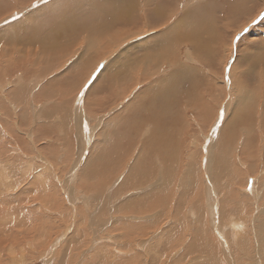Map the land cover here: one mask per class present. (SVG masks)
<instances>
[{
	"label": "rangeland",
	"instance_id": "obj_1",
	"mask_svg": "<svg viewBox=\"0 0 264 264\" xmlns=\"http://www.w3.org/2000/svg\"><path fill=\"white\" fill-rule=\"evenodd\" d=\"M90 1L92 2L90 3ZM107 1L108 3L110 2L109 0H0V25L2 26L5 21L8 22L10 20L9 25L6 24L7 26L4 25L0 28L3 30L0 31V40L2 35L5 33L8 34L6 47L8 49L12 47L16 52L15 54L14 52L8 53L6 59L10 61L12 58L13 61L11 62L14 65L17 63V66H13L12 64V67L10 66L12 70L10 69L9 71L10 67L5 68V65H1L5 61L2 59L3 57H0V79L4 80L2 82L0 80V133H2L0 134V163H3L2 165L0 164V180L3 179L6 184V186L5 184H0L3 186V188H0V264H9L10 262L12 264H37L39 262H43V264H56L58 263V256L62 254L60 252L65 249L68 243L71 242L72 237L75 236L76 238L73 239L75 249L72 246H67L71 249L70 252H72L70 256L71 261L68 264H89L91 262L95 264L101 262L104 264V261L105 264H131L130 261L132 259L134 260L132 264H194L196 260H202V258L204 260L206 259L205 262H209V264H264V124L261 123V121H264V80H262L264 79V21H261L258 15L264 12V0H252L253 2L246 0L247 3L244 7H242V3L245 0H168L171 3L176 1V7L177 9L180 7V12L178 13L177 11L175 16L171 15V17H168L170 12L166 15L163 14V18L161 17V19H159L158 15L157 17L152 16L151 18L149 16L155 8L160 6L159 2L161 0H139L143 3H150V8H147V5L145 8L144 6L142 7L141 21L137 24H131V22L126 24L129 20H126L125 23L124 21H120V26L116 25L114 27L116 30L121 28L118 33L121 35L111 39L110 42H114L115 44L120 42L123 45L120 47L121 49L119 48L120 50L123 49L127 53L136 54L137 59L134 61L141 62L142 60V66L140 65L142 68L147 63L150 64V62H153L152 59L155 56L153 49L158 51L163 47V45L161 46L163 42L167 44L170 51L176 52V54L170 55L169 65L160 67L157 64V66H152L148 70L149 74L147 73V76H149L148 78L151 77V81L154 79V82L149 86L151 91H155L157 88H162L164 84H168L170 87L168 92H177L178 96H180L178 100H168L167 93L161 94L154 92L155 101L162 103V107L165 105L167 109H171L174 112L172 120L169 119V123H164L161 127H157V132H152L153 135L150 131L153 127L146 126L147 128H145L140 136L145 141L138 140L137 149L136 144L131 147V143L124 139L129 137V135L122 134L124 157L118 158L110 157V154L114 153V151L119 152L120 147L117 141L108 143L107 139L102 137V141L97 140L93 147L89 146L87 142H83V140L85 141V137L80 134L81 127L79 122L71 116L76 102H80L79 93L84 88V85L92 80L94 73L100 72L103 75L102 70L97 72L98 62H95L96 57L93 55L89 65L83 67L86 59L81 50L83 46L78 43L75 47V53L73 45L69 49L68 54L59 53L57 56L59 61L56 64H52L53 59L45 55L47 54L45 46V50H41V47L36 46L38 51H36L34 46H26L23 43L26 40V36L18 38L17 32L9 27H18V25H21L24 27L27 26L29 29L32 27L35 29L38 28L39 34H44L46 41L50 43L53 41L51 39V32L56 28L60 30L58 23L52 19L54 18L53 15L56 12L60 15L61 12V19L64 23L62 22V24L60 20L58 22L64 28L58 40L62 42L74 40V34H76L74 32L77 29H72L71 27L76 28L78 24L83 22L77 21V19L76 21L78 23L76 26L71 25V23L70 25L69 23L66 24L69 18H72L71 15L77 13L78 10L84 11V7H88L89 5V7H92L93 3V6L98 7V11H101V14L107 15L111 11V6L107 8L109 9V12L106 11L107 13L102 11L103 9L99 10L100 4ZM30 2L32 3L30 4ZM113 2L111 1L110 3ZM203 4L211 6L210 16L208 15V21L196 26L192 17L195 14H199L203 20L202 14H204V11L195 9ZM11 5H14V7ZM48 5L53 6L40 10ZM104 5L102 4L103 7ZM231 6H234L235 10L234 8H230ZM121 8L122 6L119 7V9ZM229 8L231 13L229 12ZM43 10L45 13L41 15ZM132 10L131 12L136 17H139L138 9L133 8ZM98 11L96 14H98ZM123 12H120L122 17L123 15L128 16L129 13L125 12L123 14ZM62 13H66L63 15L64 17H62ZM31 14L34 15L32 16ZM38 14H40V18ZM88 14L85 15L84 19H86L84 21L88 22L91 27V30L88 29L89 31H93L92 26L94 21L100 25H105L108 21L106 19H96L97 17H94L92 11L91 14L93 17L91 18L94 19H91ZM106 15L100 16L103 18ZM29 16H35L33 18L35 21L31 18L33 21H31V25H24ZM185 16L190 19L186 21L187 27L182 29L179 36L186 35L189 39L184 41L181 46H177L179 36L175 38L174 34L178 32L179 25L181 24L180 20ZM253 19L257 20L256 24L251 23ZM210 20L214 23L211 32L209 30ZM111 25L112 22L108 27L111 28ZM148 27H150L149 31L145 35H138L140 31ZM69 28L72 32L75 30L73 32L74 34L69 33L71 31ZM110 28L108 32L106 30L108 28L105 29L106 32L102 36L103 39L111 37L110 33L114 34L116 32ZM245 28L248 29L247 32L243 31ZM66 30L67 32L63 33ZM155 32H157L155 34L156 36H154ZM195 32L199 33L194 37L193 34ZM171 33L173 34L171 38L172 45L167 41ZM214 33L225 35V41L220 46L216 41L218 35L214 36ZM10 34L13 35L10 36ZM238 34L241 38L239 41H236L235 37ZM100 40L97 42H100ZM142 42L145 47L137 48ZM2 44H0V48ZM106 44L101 43V55L108 53V51L110 52V50H107ZM133 45L137 46L134 48L135 50L131 49ZM157 45L159 47H156ZM212 45L215 49L216 46L218 47V50L216 49L217 51H221L219 56L215 58L217 64L216 69H213V66L201 59L200 55V47L204 49ZM59 48L61 49V45ZM27 50L31 51L32 56H26L23 62L18 61L17 59L21 58L19 56L23 55L24 57L25 51ZM16 53L19 54L18 57ZM113 55L111 54L105 57L102 63H99L108 64L109 62L107 63L105 61L109 60ZM48 60H50V63H48L50 65L46 67ZM38 62L43 65L37 64ZM100 64L99 66H101ZM224 66L226 70L223 74ZM192 67L195 68L194 71H192ZM92 68L94 69V73L90 76ZM230 68L231 70L229 71ZM49 69H52V71L50 72ZM128 75L131 74L128 73ZM174 75L176 76L173 77ZM167 78L172 79L162 84ZM159 80L162 81L158 83ZM26 81L28 84H26ZM115 81L113 80L112 83L115 84ZM14 83L15 85H12ZM23 83L25 84L23 85ZM147 83L148 81L139 85ZM155 83L156 86H154ZM19 84H22L23 87ZM3 85L4 88H2ZM194 85L197 86L196 90H193ZM31 86L32 88H30ZM90 86L91 83L88 87ZM58 87L60 89L57 91ZM115 88L112 87L114 90ZM198 89L200 91L197 94ZM3 91L6 92L4 93ZM87 91H89V88ZM247 101L252 103H246ZM7 103L8 105L5 106ZM34 104H36V108H34ZM184 104H186V108L183 110L176 108V106L180 105L182 109V105ZM204 104H208V108H205ZM248 105H250V108H247ZM241 108L248 111L249 118H246V122L244 119H239L236 124L234 118L239 111L243 110ZM30 118L32 121H29L31 120ZM38 119L42 120L40 124ZM33 121L34 124L32 123ZM36 122L39 124L38 126ZM252 124L255 125L253 126ZM34 125L38 128H34ZM234 125L237 126L235 127ZM127 128L129 127L125 126L122 130ZM148 138H150L149 141L147 140ZM129 150L131 156L127 155L126 151ZM144 150H150V153ZM101 161L103 166L101 165L100 170L103 167L102 173L99 174L100 171H96L98 173H93L94 175L89 176V178L86 177V165L88 167L92 165L95 169L98 167L97 165H100L99 162ZM134 166L138 170L145 172L144 176H147L140 185H138L139 177L130 175L136 172L133 169ZM30 167L33 171L30 170ZM82 167H85V171ZM20 172L22 173L20 174ZM41 172L46 176V183L44 182L45 184H42V181L40 183L41 185L38 184L39 187L37 188H39V191L35 188L37 190L34 192V188L32 191L29 188L30 192L26 191L21 196L20 191L28 186L27 183L30 180V183L33 181L32 178L35 177L34 175L37 176ZM201 172L203 173L202 178ZM66 173H68L67 177L69 179H74L68 180L65 176ZM186 173L188 174L186 175ZM195 173L196 176L201 178L202 182H200L199 178V184L201 183V186L197 184V190L192 195V201L180 208L183 212V217L181 218L182 224H180L175 216L178 207V198L182 194L189 193V190H192L190 189V184L195 183L193 182L196 180L194 178ZM22 174H29L28 176L26 175L28 178L25 179V184L22 178L26 176H22ZM3 177H7V179ZM9 177L12 183H8L9 181L7 183L9 187L12 184L15 189L11 186V190H8L9 187L7 188L8 184L5 180H9ZM55 177H58L57 179L59 181L54 180ZM230 178L234 182H230ZM27 179L30 180L28 181ZM20 183L22 184L19 185ZM63 184L68 185V189ZM55 185L57 186L58 192L56 191ZM58 185H60V188ZM16 188L20 190L18 191L17 189L16 191ZM160 189L163 192H159ZM44 190L45 192L48 191L46 193L47 195L44 194ZM138 191H141V194H138ZM55 192H60L59 194L61 196ZM209 192L217 201H212L213 198H211V201L209 200ZM66 193H70L69 195L72 196L70 200L74 198L73 200L75 202L73 200L69 202V198L64 197V195L67 196ZM134 193L137 194L135 195ZM3 194L5 195L3 196ZM62 194H64L63 198ZM154 194L155 196L157 194L156 199L150 201L151 196ZM17 195H19V198L15 199L17 202H13L15 200L12 201V198L14 199ZM27 197H30V199ZM8 200L13 203H9ZM65 200L68 201L66 202ZM84 200L88 204V207L85 205ZM142 201L144 202L140 203ZM64 202L67 208H65ZM210 202L213 206L207 209ZM100 203L103 204L101 209L96 206ZM72 205L76 206L73 208ZM200 205H203L204 207L202 208L207 210L206 221L204 222L205 227L217 236L215 240L213 239L214 242L216 240L218 242L215 247L216 252L206 255L203 252L201 254L202 250L196 248L193 251L194 253L185 257L189 246H194L192 243L193 228L191 227L192 225L194 227L197 221L192 218L191 212L195 213L196 209L202 211ZM222 205L224 206L223 208H221ZM2 206L4 208H1ZM212 208L214 212H217L214 213L215 215L213 214ZM22 209L25 210L21 211ZM84 209L86 211L89 210V212L91 210V212H96L92 218H88L90 216L89 212H87V217L83 214L86 213ZM223 209H225L226 218L220 217V214L224 212ZM67 210L73 212L70 213ZM235 210L238 211L236 212ZM230 211H235V213H230ZM48 212L52 213L53 216ZM229 214L231 215L229 216ZM85 216L86 218H84ZM87 218L88 227L87 223H84V220ZM229 218H232V221H229ZM49 219L51 223L54 220L57 221L56 227L59 226L54 232L49 230L53 235L52 238H48V235L42 229L45 225H48L46 220ZM89 219H91V222ZM233 219H236L235 221H241L240 223L243 225L242 231L233 230V226L230 225L234 221ZM76 220L81 225L83 223V227L78 225ZM211 222H214L215 226ZM65 224L68 225L65 226ZM222 227L226 229L221 230ZM232 230L239 232L238 238L240 241L238 243H236L237 238L232 240L235 236H231V233H233ZM218 231L220 235H218ZM42 233L46 236H43ZM215 235L214 237H216ZM54 240L60 244L58 249L51 252L48 259H44L43 256L46 252L50 253L49 248L53 245ZM208 242V245H210V241ZM123 244L125 247H123ZM217 247H219V250ZM101 250L104 252H101ZM118 251H120V254ZM104 255H106V258H103L104 260L97 259L99 256L102 258ZM183 257L185 258L182 259ZM205 262L203 261L201 263L206 264ZM197 264H199V261H197Z\"/></svg>",
	"mask_w": 264,
	"mask_h": 264
},
{
	"label": "bare ground",
	"instance_id": "obj_2",
	"mask_svg": "<svg viewBox=\"0 0 264 264\" xmlns=\"http://www.w3.org/2000/svg\"><path fill=\"white\" fill-rule=\"evenodd\" d=\"M11 1V0H10ZM27 1V0H26ZM40 1V0H39ZM48 1V0H47ZM88 1V0H87ZM110 2L111 1H114L113 3H108V1L107 2H104V3H102L103 5H104V7L102 6V4H100V6H99V10L101 9H103L102 11H104L105 13H107V12H109L108 10L109 9H107V8H110V6H111V11L113 10V11H118V12H115V13H113V12H109L110 13V15H108L109 13H107V16H105V17H101V16H104V15H106V14H101L100 12L101 11H98V7H94L93 5H94V3L92 4V7H84V11H82V10H78L77 11V13H78V15H77V13H75V14H72L71 16H72V18H69V20H68V22L66 23V24H68L69 23V25H70V23H71V25H74V26H76L77 25V21H82L83 23H80V24H78L77 25V27L75 28H73V27H71L72 29H77L76 31L75 30H73V32L74 33H76V34H74L73 32H72V30L69 32L70 34L72 33V34H74V40H69V41H65V42H62L61 40H58L59 38H60V36L62 35V29L64 28V26L63 25H61V23L63 22V20L61 19V12H60V15H59V13H54V18H52L53 19V21H56L57 23H58V26H60V30H58V28H56L55 30H53L52 32H51V36H52V42H50V43H48L47 41H46V38H45V36H44V34H42V33H40L39 34V30H38V28L37 29H35L34 27H32L31 28V26H30V28L31 29H29L27 26H21V25H18V27H14V26H9L11 29H13V30H15L16 32H17V35H18V38L20 37L21 38V36H26V40H24V39H22V40H24V44L26 45V46H34L35 48H36V46H38V47H41V50H45V47H46V51H47V54H45V55H47V56H49L50 58H52L53 60V62H52V64H56V62H58L59 60L57 59V56H58V54L59 53H67L68 54V51H70L69 49L71 48V47H73V45H74V53L76 52L75 51V47H76V44L78 45V43H80V44H82V46H83V48L81 49L82 51V54L84 53V57H85V59H86V62H85V64L83 65V67H87L88 65H89V63H90V59H91V57L94 55L95 57H96V60H95V62L97 63V61H98V59H99V57H104V56H106V55H108V54H114L113 55V57H114V60H113V62L111 61L108 65H106L105 66V69H107L108 68V66H109V68L110 67H112V68H110V70H113V72H114V70L115 69H117V67L119 66V62H117L118 60H120L121 58H123V56L124 55H126V53L127 52H125V51H123V49L122 50H120L121 48V46H123L122 45V43H120V42H117L116 44L114 43V42H109L108 43V40H106L105 42L107 43H103V44H106L105 46L107 47V50H110V52L108 51V53H103V55H101V53H100V46H101V43H98L97 41H99L100 39H103V35L105 34V32H106V30H107V32H108V30H109V28L110 27H108V25H110L111 24V22H112V25H111V27L113 26V23L115 22V24H119V20L122 22V21H124V23H125V21L126 20H129L128 22H126V24L127 23H129V22H131V24H137V23H139L141 20L140 19H142V7L144 6V8L146 7V5H147V8H150V3H148L147 4V2L146 3H143V2H140L139 0H109ZM121 1V2H120ZM160 1V0H159ZM177 1H179V0H177ZM193 1H195V0H193ZM226 1V0H225ZM228 1V0H227ZM246 1V0H245ZM243 2L242 3V7H244L245 5H246V3H247V1L246 2ZM252 1V0H251ZM35 2V1H34ZM42 3H43V1H41ZM41 2H39L40 4H41ZM92 1H90V3H91ZM164 2H165V4H164ZM197 2V1H196ZM253 2V1H252ZM7 3H8V1H7ZM13 3V2H12ZM32 2H30V4H31ZM160 6H158L157 8H155L154 9V11H153V13H151V15H149L150 16V18L152 17V16H155V17H157V15L159 16V19H161V17H162V15L163 14H167V13H169L168 14V17H171V15L172 16H175V14L177 13V11H178V13L180 12V7H178V9H177V7H176V1L174 2V3H171V2H169L168 0H161L160 2ZM9 4V3H8ZM24 4V3H23ZM23 4H21V5H23ZM27 4V3H26ZM34 4V3H33ZM58 4V3H57ZM180 4V3H179ZM60 5V4H59ZM178 5V4H177ZM199 5V4H198ZM2 6V5H1ZM12 7H14V5H11ZM26 6V5H25ZM35 6H37V5H35ZM53 5H48V6H46V7H44V8H41L40 10H42V9H45V8H51ZM118 6L120 7V6H122V8H123V10H121V9H119L118 8ZM180 6V5H179ZM195 6V5H194ZM212 6H213V4H212ZM229 6V5H228ZM20 7H23V6H20ZM43 7V6H42ZM8 8V7H7ZM17 8H18V6H17ZM62 8V7H61ZM104 8H106V9H104ZM115 8H117L118 10H116ZM138 9L137 10V12H139V17L137 16H135L131 11H133L132 9ZM230 8H234V6H231ZM230 8H229V12L231 13V11H230ZM12 9H15V8H12ZM19 9V8H18ZM27 9V8H26ZM115 9V10H114ZM195 9H197V10H199V11H204L203 13L204 14H202V17H203V20L201 19V17H200V15L199 14H195L192 18H193V22H194V24L196 25V26H198V25H200L202 22H206V21H208V15H209V13H210V10H211V6H208V4H203V5H201L200 7H198V8H195ZM10 10H11V8H10ZM22 10V9H21ZM24 10V9H23ZM88 10H89V12H88ZM135 10V11H136ZM149 10V9H148ZM234 10H235V8H234ZM91 11L93 12V14H94V17L96 18V19H106V20H108L107 21V25L105 24V25H100L98 22H96V21H94V23H93V31H89V30H91V27L89 26V24H88V22H86V21H84L85 19H84V17H85V15L86 14H88V16H90V18L91 17H93L92 16V14H91ZM97 11H98V14H99V16H97L98 14H96L97 13ZM107 11V12H106ZM122 13L123 11V14H125V12L126 13H129L128 14V16H124L123 15V17H122V14L120 13V12ZM145 11V10H144ZM173 11V12H172ZM228 11V10H227ZM4 12V11H3ZM17 12H19V11H17ZM88 12V13H87ZM136 12V13H137ZM44 13H45V11L43 10L42 11V14L41 15H44ZM50 14H52L51 12H49ZM116 13H119V15L118 14H116ZM145 13H147V12H145ZM6 14H8V13H6ZM10 14V13H9ZM36 14H37V12H36ZM57 14V15H56ZM66 13H62V17H64L63 15H65ZM91 14V15H90ZM121 14V15H120ZM138 14V13H137ZM11 15V14H10ZM21 15V14H20ZM32 15V14H31ZM34 15V14H33ZM32 15V16H33ZM39 15V18L41 17L40 16V14H38ZM101 15V16H100ZM127 15V14H126ZM8 16V15H7ZM17 16V15H16ZM32 16H29L27 19V21L25 22V24L24 25H31V23L33 22L32 21V19L35 17H32ZM58 16V17H57ZM88 16H87V18H88ZM210 16V15H209ZM222 16V15H221ZM21 17H23V16H21ZM107 17H108V19H107ZM26 18V17H25ZM32 18V19H31ZM163 18V17H162ZM78 19V20H77ZM91 19H94V18H91ZM114 19V20H113ZM188 19H190L189 17H187V16H185L184 18H182L181 20H180V22H181V24L179 25V30H178V32L176 33V34H174V37L175 38H177L178 36H179V33L182 31V29H184V28H186L187 27V24H186V21H188ZM18 20V19H17ZM34 20V19H33ZM61 21V23H59L58 21ZM65 20V19H64ZM77 20V21H76ZM113 20V21H112ZM10 20H8V22H4L3 23V25L2 26H4V25H9L8 23H10L9 22ZM32 21V22H31ZM35 21V20H34ZM118 21V22H117ZM169 21H170V19H169ZM117 22V23H116ZM43 23V22H42ZM64 23V22H63ZM62 23V24H63ZM73 23V24H72ZM96 24H98V25H96ZM121 24V23H120ZM120 24H119V26H120ZM166 24H167V22H166ZM209 24H210V28H209V30H210V32H211V29L213 28V25H214V23L210 20L209 21ZM6 25V26H7ZM65 25V24H64ZM2 26L0 25V28H2ZM17 26V25H16ZM68 26V25H67ZM66 26V27H67ZM129 26V25H128ZM108 28V29H106V28ZM114 27V26H113ZM115 27H116V25H115ZM5 28V27H4ZM7 28V27H6ZM28 28V29H27ZM106 30H105V29ZM149 28L150 27H148V28H145V29H143L142 31H140L139 33H138V35H140V36H142L143 34L145 35V33H147L148 31H149ZM89 29V30H88ZM111 30L113 29V28H110ZM35 30V31H34ZM0 31H3L2 29H0ZM12 31V30H11ZM110 31V30H109ZM6 32V31H5ZM65 32H67V30L66 31H64L63 33H65ZM3 33V32H2ZM12 33V32H11ZM157 32H155L154 33V36H156L155 34H156ZM199 32H195V34H193V36L195 37L197 34H198ZM2 35V34H1ZM7 33H5L4 35H2V38H1V40H0V42L1 41H3L2 43H0V44H2V46H1V48H0V57L3 59V61H5V62H3L1 65H5V68H8V67H10L12 64H13V66H15L14 65V63H12L11 61H13V59L11 58L10 59V61H9V59H6L7 58V56H8V53H12V52H14V54H15V50L11 47L10 49H8V47H6V45H7V43H6V40H7ZM11 35H13V34H10V36ZM214 36H216V35H218V38L216 39V41H217V43L219 44V46H220V44L223 42V41H225L224 39H225V35L223 36L221 33L220 34H213ZM83 36H85V38H83ZM172 36H173V34L171 33L170 34V38H168V43H170L171 44V38H172ZM23 38V37H22ZM143 38H144V36H143ZM112 39V38H111ZM110 39V40H111ZM189 39V37L188 36H186V35H181V36H179V43L177 44V46H181V44L184 42V41H187ZM64 40V39H63ZM28 41H29V43H28ZM159 41V40H158ZM97 42V43H96ZM102 42V41H101ZM160 42V41H159ZM96 43V44H95ZM126 44V43H125ZM124 44V45H125ZM147 44V43H146ZM155 44V43H154ZM157 44V43H156ZM161 44V43H160ZM4 45V46H3ZM24 45V46H25ZM61 45V49L59 48V46ZM131 45V44H130ZM163 45V47L162 48H160L158 51H155L154 49H153V52L155 53V56H154V58L152 59L153 60V62L151 63V65L149 64V63H147L146 64V66L147 65H149V67H148V69H150L152 66H157V64H159L160 65V67H163V66H165V65H169L170 64V55H172V54H176V52L175 51H170V48L167 46V44L166 43H162L161 44V46ZM172 45V44H171ZM25 46V47H26ZM45 46V47H44ZM154 46V45H153ZM153 46H152V48H153ZM18 47V46H17ZM65 47H67L66 49H64ZM81 47V46H80ZM137 46H131V49H134V48H136ZM145 47V45L144 44H141L139 47H137V48H144ZM156 47H159L158 45L156 46ZM22 48V47H21ZM120 48V49H119ZM123 48V47H122ZM199 48V47H198ZM218 47L216 46V49H217ZM8 49V50H7ZM147 50H148V48H146ZM145 49V51H147ZM150 50H151V48H149ZM215 48H214V46L212 45L211 47H208V48H204V49H202L201 47H200V55H201V59H203L205 62H207L208 64H210L211 66H213V69L215 68H217V64H216V62H215V58H217L218 56H219V54L221 53V51H217ZM34 50V49H33ZM32 50V51H33ZM77 50H79V49H77ZM204 50H205V52H204ZM30 51V50H29ZM28 50L27 51H25V55H24V57H23V55L22 56H19V58L20 59H17L18 61H22L23 62V60H25L26 59V56L27 57H30V56H32L31 55V51L29 52ZM36 51H38V49L36 48ZM195 51V50H194ZM225 51V50H224ZM232 51V50H231ZM230 51V52H231ZM19 52V51H18ZM73 52V51H72ZM79 52V51H78ZM80 52V53H81ZM228 52V51H227ZM24 53V52H23ZM70 53V52H69ZM153 53V54H154ZM158 53V54H157ZM251 53V52H250ZM17 54V57H18V53H16ZM21 54V53H20ZM225 54V53H224ZM33 55H34V53H33ZM63 55V54H62ZM136 55V54H135ZM196 55V54H195ZM12 56V55H11ZM61 56V55H60ZM128 56V55H127ZM227 56V55H226ZM16 57V56H15ZM34 57V56H33ZM74 57V56H73ZM83 57V58H84ZM97 57H98V59H97ZM126 57V56H125ZM232 57H234V56H232ZM66 58V57H65ZM68 58H69V56H68ZM16 59V58H15ZM14 59V60H15ZM31 59H32V57H31ZM62 59V58H61ZM60 59V60H61ZM117 59V60H116ZM128 59H129V57H128ZM51 60V59H50ZM50 60H48L47 61V64H46V67H48L50 64H48V63H50ZM67 60V59H66ZM123 60H124V58H123ZM151 60V61H152ZM224 60V59H223ZM9 61V62H8ZM194 61V60H193ZM32 62V61H31ZM116 62V63H115ZM134 63L132 64L133 66H130L131 65V63L132 62H128V66L125 64V65H123V68L122 69H124V72L125 73H130V69L131 68H133L135 71H138V75L139 74H141V71H142V60H141V62H139V61H133ZM60 63H61V61H60ZM92 63V62H91ZM194 63V62H193ZM19 64V63H18ZM37 64H39V62L37 63ZM40 64H42V63H40ZM39 64V65H40ZM51 64V65H52ZM58 64V63H57ZM80 64V63H79ZM78 64V65H79ZM194 64H196V63H194ZM43 65V64H42ZM59 65V64H58ZM68 65V64H67ZM66 65V66H67ZM101 65V64H100ZM121 65H122V63H121ZM141 65V66H140ZM17 66V65H16ZM36 66V65H35ZM63 66V65H62ZM223 66V65H222ZM221 66V67H222ZM3 67V66H2ZM12 67V66H11ZM11 67L9 68V71H10V69H11ZM29 67V66H28ZM43 67V66H42ZM122 67V66H121ZM138 67V68H137ZM5 68H4V70H5ZM14 68H16V67H14ZM18 68H19V66H18ZM27 68V67H26ZM30 68V67H29ZM32 68V67H31ZM90 68V67H89ZM99 68H100V66H99ZM1 69V68H0ZM3 69V68H2ZM58 70H59V68H57ZM87 69V68H86ZM98 69V68H97ZM4 70H2V71H4ZM12 70V69H11ZM35 70H37V69H35ZM45 70V69H44ZM46 70H48V69H46ZM50 70V72L52 71V69H49ZM54 70V69H53ZM165 70V69H164ZM195 70V68L194 67H192V71H194ZM225 66L223 67V74H224V72H225ZM230 70H231V68H230ZM235 70V69H234ZM31 71V70H30ZM82 71H84V70H82ZM263 71V70H262ZM49 72V73H50ZM107 72V71H106ZM218 72V71H217ZM9 73V72H8ZM87 73H89V72H87ZM109 73V72H108ZM107 73V74H108ZM214 73V72H213ZM219 73V72H218ZM261 73V72H260ZM263 73V72H262ZM111 74V73H110ZM113 74V73H112ZM124 74V73H123ZM131 75H132V73H130ZM5 75V74H4ZM57 75V74H56ZM56 75H54V76H56ZM106 75V74H105ZM232 75V74H231ZM230 75V76H231ZM235 75H236V72H235ZM258 75H259V73H258ZM2 76V75H1ZM109 76V75H108ZM126 76V75H125ZM124 76V77H125ZM142 76V75H141ZM140 76V77H141ZM176 75H174L173 77H175ZM106 77V76H105ZM172 77V78H173ZM262 77V76H261ZM4 78H5V76H4ZM127 78V77H126ZM156 78V77H155ZM172 78H167L162 84H164L167 80H170V79H172ZM234 78V77H233ZM56 80H57V78H55ZM1 80V79H0ZM113 80H116V78H114ZM262 80H264V79H262ZM2 81H4V80H1V82ZM118 81H120V80H118ZM153 81V80H152ZM151 81V83L150 84H152L153 82ZM162 80H159L158 81V83L159 82H161ZM230 81H231V78H230ZM7 82V81H6ZM27 82V81H26ZM25 82V83H26ZM121 82V81H120ZM150 82V81H149ZM18 83V82H17ZM16 83V84H17ZM19 83H20V80H19ZM25 83H23V85L25 84ZM61 83V82H60ZM59 83V84H60ZM4 84H6V83H4ZM26 84H28V82L26 83ZM58 84V85H59ZM161 84V85H162ZM12 85H15V83L14 84H12ZM20 85V84H19ZM18 85V87H20V86H22V84L19 86ZM32 85H34V84H32ZM36 85H38V84H36ZM79 86H80V84H78ZM160 85V86H161ZM6 86H7V84H6ZM48 88H49V86L48 85H46ZM56 86V85H55ZM61 86V85H60ZM59 86V87H60ZM154 86H156V83L154 84ZM234 86V85H233ZM2 87V86H1ZM23 87V86H22ZM43 87H45V86H43ZM53 87V86H52ZM58 87V89H57V91L60 89ZM81 87V86H80ZM2 88H4V85H3V87ZM21 88V87H20ZM28 88V87H27ZM30 88H32V86L30 87ZM37 88V87H36ZM53 88H55V87H53ZM67 88H68V86H67ZM196 88H197V86L196 85H194L193 86V90H196ZM251 88V87H250ZM9 89V88H8ZM17 89H19V88H17ZM44 89V88H43ZM52 89V88H51ZM69 89V88H68ZM81 89V88H80ZM169 89H170V87H169V85L168 84H164L163 85V87L162 88H157L156 90H155V92H157V93H161V94H166L167 93V95H168V100H178V99H180V96H178V94H177V92H168L169 91ZM228 89V88H227ZM247 89H249V88H247ZM11 90V89H10ZM31 90V89H30ZM33 90H34V87H33ZM199 91H200V89H198V91L196 92L197 94L199 93ZM4 92V91H3ZM2 92V93H3ZM6 92V91H5ZM4 92V93H5ZM8 92H9V90H8ZM20 92V91H19ZM18 92V93H19ZM36 92V91H35ZM229 92V91H228ZM17 93V92H16ZM13 94V93H12ZM27 95H28V93H26ZM243 94V93H242ZM241 94V95H242ZM256 94V93H255ZM245 95V94H244ZM25 96V95H24ZM247 96V95H246ZM6 97V96H5ZM10 97V96H9ZM243 98H244V96H242ZM7 98V97H6ZM167 98V97H166ZM203 98V97H202ZM202 98H199V99H202ZM251 98V97H250ZM254 98V97H253ZM257 98V97H256ZM250 100V99H249ZM258 100V99H257ZM6 102H7V100H5ZM18 101V100H17ZM20 101V100H19ZM33 101H34V99H33ZM246 101V100H245ZM252 101V100H251ZM31 102H32V100H31ZM248 102H250V101H247L246 103H248ZM254 102V101H253ZM33 103H35V102H33ZM32 103V104H33ZM252 102H250L249 104H251ZM260 103V102H259ZM37 104V103H36ZM36 104H34V106L36 105ZM254 104H255V102H254ZM262 104V103H261ZM6 105H8V103L7 104H5V106ZM246 106H247V104H246ZM255 106V105H254ZM204 107L206 108H208V104H204ZM256 107H258V106H256ZM32 108V107H31ZM34 108H36V106L34 107ZM77 108V107H76ZM245 108V107H244ZM247 108H250V105H248V107ZM246 108V109H247ZM40 109V108H39ZM241 109H243V108H241ZM32 110V109H31ZM78 110V109H77ZM249 110V109H248ZM34 111L36 112V110L34 109ZM74 111V110H73ZM33 112V111H32ZM32 112H30V113H32ZM134 112V111H133ZM132 112V113H133ZM212 112V111H211ZM248 111H246L245 109H243V110H241V111H239L237 114H236V116H235V123L237 122V120H239V119H241V120H245V122H246V118L248 117L249 118V116H248V113H247ZM37 113V112H36ZM71 114V113H70ZM45 115V114H44ZM75 115H76V113H75ZM30 116H31V114H30ZM43 116V115H42ZM27 117V116H26ZM41 117V116H40ZM83 117V116H82ZM33 118V117H32ZM35 118V117H34ZM38 118V117H37ZM77 118V120L79 119L78 117H76ZM84 118V117H83ZM31 119V118H30ZM42 119V118H41ZM41 119H38V122H39V124H40V122L42 121ZM29 120V119H28ZM34 120V119H33ZM85 120H87V119H84L83 121L85 122ZM29 121H32V119L31 120H29ZM34 121H36V120H34ZM34 121L32 122L33 124H34ZM80 121V120H79ZM82 122V121H81ZM80 122V123H81ZM84 122H83V124H84ZM248 122V121H247ZM37 123V122H36ZM35 123V124H36ZM54 123V122H53ZM260 123V122H259ZM261 123L262 124H264V121H261ZM9 124V123H8ZM38 123H37V126L39 125ZM49 124V123H48ZM50 124H51V122H50ZM55 124V123H54ZM237 124V123H236ZM253 126L255 125V124H252ZM259 125V124H258ZM37 126H35L34 125V128H36ZM42 126H43V124H42ZM235 126V125H234ZM237 126V125H236ZM235 126V127H236ZM253 126H251V127H253ZM261 126V125H260ZM33 128V127H32ZM38 128V127H37ZM254 128H256V127H254ZM253 128V129H254ZM34 130V129H33ZM36 130H38V129H36ZM263 130V129H262ZM35 131V130H34ZM252 133V132H251ZM0 134H2V133H0ZM253 135V134H252ZM37 136V135H36ZM86 138V137H85ZM88 140H89V138H88ZM148 141L150 140V138H148L147 139ZM194 140V139H193ZM192 140V141H193ZM87 141V140H86ZM86 141H84L83 140V142H86ZM150 142H152V141H150ZM178 142H179V140H178ZM82 143V142H81ZM86 144V143H85ZM84 144V145H85ZM177 144V143H176ZM176 144H175V146H176ZM82 145V144H81ZM180 145V144H179ZM177 147V146H176ZM11 148V147H10ZM176 149V148H175ZM174 149V150H175ZM178 149H180L179 147H178ZM150 150H152V149H150ZM150 150H148V151H146V150H144L145 152H148V153H150ZM181 151H182V149H180ZM176 151V150H175ZM174 151V152H175ZM179 151V150H178ZM22 154H24V153H22ZM1 155V154H0ZM39 155V154H38ZM23 156H25V155H23ZM80 156V155H79ZM150 156V155H149ZM20 160V159H19ZM23 160V159H22ZM22 160H21V162H22ZM25 160V159H24ZM18 161V160H17ZM28 162V161H27ZM33 162V161H32ZM72 162V161H71ZM39 163V162H38ZM84 163H85V161H84ZM83 163V164H84ZM108 163V162H107ZM242 163V162H241ZM1 164V163H0ZM3 164V163H2ZM1 164V165H2ZM27 164V163H26ZM33 164V163H32ZM36 164V163H35ZM76 164H78V163H76ZM75 164V165H76ZM88 164H90V163H88ZM13 165V164H12ZM91 165V164H90ZM100 165H102V164H100ZM99 165V166H100ZM26 166V165H25ZM37 166V165H36ZM67 166V165H66ZM84 166H85V164H84ZM87 166V170L85 171V167H82V169L84 168V171L87 173V176L86 177H88L89 178V176H92V175H94L95 173H98V172H96L97 171V169H99L98 167L97 168H93L92 167V165L91 166H89L88 167V165H86ZM103 166V165H102ZM132 166V165H131ZM2 167V166H1ZM32 167V166H31ZM31 167H30V170H32L31 169ZM76 167H78V166H76ZM243 167V166H242ZM18 168V167H17ZM75 168V167H74ZM16 169V168H15ZM15 169H13V170H15ZM102 170H100V173L99 174H101L102 173V171H103V167L101 168ZM133 169L136 171L135 173H131L130 175H132V176H138L139 177V179H138V185H140L146 178H147V176H144L145 175V172H143V171H141V170H138L135 166L133 167ZM25 170V169H24ZM77 170V169H76ZM138 170V171H137ZM27 171H28V173H29V170H28V168H27ZM33 171V170H32ZM31 171V172H32ZM145 171V170H144ZM199 171V170H198ZM17 172V171H16ZM15 172V173H16ZM74 172V171H73ZM216 172H218V171H216ZM1 173V172H0ZM22 172H20V174H21ZM23 173H24V171H23ZM27 173V172H26ZM94 173V174H93ZM199 173V172H198ZM6 174V173H5ZM19 174V175H20ZM57 174H59V173H57ZM67 174L68 173H66V178H68L67 177ZM70 174V173H69ZM76 174V173H75ZM74 174V175H75ZM168 174V173H167ZM188 173H186V175H187ZM202 172H201V178L203 177L202 176ZM13 175V174H12ZM28 176L29 174H22V176ZM32 175V174H31ZM34 175V174H33ZM169 175V174H168ZM173 175V174H172ZM24 177V178H22V179H24V184H25V179L26 178H28V177ZM35 177L34 178H32V182L30 183V179H27L28 181V186L26 187V188H23L21 191H20V194H21V196H22V193H25L26 191H29L30 189H31V191H32V189L34 188V192H35V190H37L38 189V191H39V188H37V187H39L38 186V184H40L42 181H43V183L42 184H45L46 182V176H44L43 174H42V172L41 173H39L37 176L36 175H34ZM65 176H64V178H65ZM170 176V175H169ZM190 176V175H189ZM14 177H16V175H14ZM31 177V176H30ZM33 177V176H32ZM60 177V176H59ZM70 177V176H69ZM75 177V176H74ZM161 177V176H160ZM192 177V176H191ZM194 177V176H193ZM4 179L6 178L7 179V177H3ZM58 178V177H57ZM56 177L54 178V180L56 179V180H58ZM62 178V177H61ZM60 178V179H61ZM196 180L195 181H193V182H195V183H193V184H190V186L192 187H190V189H192V190H189V193H184V194H182L179 198H178V207H177V210H176V213H175V216L177 217V220H178V222L180 223V224H182V217H183V212L180 210V208L182 207V206H184L185 204H187L188 202L190 203L191 201H192V195H194V193H195V191L197 190V184H199V178L200 177H198V176H196V173H195V177H194ZM201 178H200V182H202L201 181ZM9 180H5V182L7 183V181H9L8 183H12L11 182V180H10V177L8 178ZM72 178H68V180H71ZM74 179V178H73ZM72 179V180H73ZM91 179V178H90ZM205 179V178H204ZM65 180V179H64ZM88 180V179H87ZM87 180H86V182H87ZM161 180V179H160ZM190 180V179H189ZM230 180H231V178H230ZM235 180V179H234ZM1 181V185H4L5 183H4V180L3 179H1L0 180ZM3 181V182H2ZM18 181V180H17ZM19 181H21V180H19ZM59 181V180H58ZM61 181V180H60ZM45 182V183H44ZM57 182V181H56ZM65 182V181H64ZM68 182H70V181H68ZM72 182V181H71ZM160 182V181H159ZM162 182V181H161ZM230 182H234L233 180H231ZM7 183V184H8ZM14 183H15V181H14ZM50 183V182H49ZM62 183H63V180H62ZM204 183H206V182H204ZM212 183V182H211ZM22 183H20L19 185H21ZM47 184H48V181H47ZM54 184V183H53ZM88 184V183H87ZM201 184V183H200ZM199 184V185H200ZM0 185V186H1ZM11 186H12V184H10ZM17 186H18V184H16ZM41 185V184H40ZM57 185V184H56ZM55 185V186H56ZM63 185H66V184H63ZM230 185L232 186V184L230 183ZM5 186H6V184H5ZM9 187V184L7 185V188H8V190L10 189L11 190V188L13 187ZM47 186V185H46ZM55 186H54V188H55ZM60 185H58V187H59ZM67 186V189H68V185H66ZM132 186H133V184H132ZM166 186V185H165ZM201 186V185H200ZM23 187H25V186H23ZM42 187V186H41ZM40 187V188H41ZM0 188H3V186H1ZM30 188V189H29ZM35 188H37V189H35ZM52 188H53V186H52ZM60 188V187H59ZM165 188V187H164ZM163 188V189H164ZM13 189H15L14 187H13ZM12 189V190H13ZM17 189L18 188H16V191H17ZM50 189H51V187H50ZM50 189H48V190H50ZM62 189V188H61ZM64 189V188H63ZM65 189H66V187H65ZM66 189V190H67ZM73 189V188H72ZM201 189V188H200ZM217 189V188H216ZM218 189H220L219 187H218ZM5 190V189H4ZM20 189H18V191H19ZM41 190V189H40ZM55 190V189H54ZM15 191V192H16ZM38 191H36V192H38ZM56 191L58 192V190H57V186H56ZM30 192V191H29ZM29 192H27V193H29ZM42 192V191H41ZM44 192H45V190H44ZM48 192V191H47ZM47 192H45L44 194H46ZM159 192H163V190L162 189H160L159 190ZM220 192V191H219ZM218 192V193H219ZM1 193V192H0ZM5 193V192H4ZM16 193H18V192H16ZM56 193V192H55ZM60 193V192H59ZM59 193H56V194H59ZM141 194V191H138V194ZM224 193V192H223ZM34 194H36V193H34ZM55 194V195H56ZM67 194V196H65L64 194H62V198H63V195H64V197L66 198L67 197V199L69 198V200H70V198L72 197L71 195H69L70 193H66ZM135 194V193H134ZM137 194V193H136ZM135 194V195H136ZM209 194H210V198H209V200L211 201V198H213V200L212 201H214V200H216V199H214V197H212V195H211V193L209 192ZM213 194V193H212ZM243 194V193H242ZM5 194H3V196H4ZM10 195V194H9ZM47 195V194H46ZM60 195V194H59ZM70 197H69V196ZM225 195V194H224ZM2 196V197H3ZM27 196V195H26ZM25 196V197H26ZM28 196H30V195H28ZM41 196H45V195H41ZM61 196V195H60ZM156 196H157V194H156ZM156 196H155V194L154 195H152L151 196V198H150V201H154L155 199H156ZM207 196H209V195H207ZM223 196V195H222ZM226 196V195H225ZM224 196V197H225ZM30 197H32V196H30ZM30 197H27V198H29L30 199ZM54 197V196H53ZM56 197H57V195H56ZM12 198V197H11ZM16 198H19V195H17V197H14V199L12 198V201L13 200H15ZM41 198V197H40ZM44 199V198H43ZM56 199V198H55ZM74 199V198H73ZM72 199V200H73ZM24 200H26L25 198H24ZM37 200H38V198H37ZM72 200H70L69 202H71ZM158 200V199H157ZM9 201V203L11 202L10 200H8ZM57 201V200H56ZM66 202L68 201V200H65ZM74 201V200H73ZM85 201V200H84ZM145 201V200H144ZM144 201H142V202H140V203H143ZM217 201V200H216ZM221 201V200H220ZM13 202H17L16 200L15 201H13ZM13 202H11V203H13ZM19 202H21V201H19ZM68 202V203H69ZM75 202V201H74ZM73 202V203H74ZM215 202V201H214ZM4 203H5V201H4ZM72 203V204H73ZM85 203V205H87V207H88V204L86 203V201L84 202ZM225 203V202H224ZM223 203V205H225ZM227 203V202H226ZM8 204V203H7ZM64 204H65V202H64ZM24 205V204H23ZM69 205V204H68ZM127 205H129V204H127ZM222 205V207L221 208H223L224 206ZM64 206V205H63ZM73 206V205H72ZM76 206V205H75ZM75 206H73V208L75 207ZM96 206H98V207H100V209L103 207V204L102 203H100V204H97ZM197 206H199V205H197ZM210 206H213L212 205V203L210 202V204L208 205V207H207V209H210ZM226 206H227V204H226ZM202 207H204L203 205H200V208L202 209V211H200V210H198V209H196L195 210V213L194 212H191V216H192V218L193 219H196V223H195V226L193 227V225H192V227L191 228H193V245L194 246H189V248H188V252H187V254H186V256L185 257H187L189 254H191V253H194L193 251L196 249V248H199L200 250H202L201 251V254H202V252L203 253H206V255H208L209 253H212V254H214L216 251H215V247H216V245L218 244V242H217V240H216V242H214L213 241V239L215 240V238H217V236L212 232V231H210L207 227H205L206 225H204V222L206 221V213H207V210H205V208L203 209ZM1 208H4V206H2ZM5 208H7V206H5ZM65 208H67L66 207V204H65ZM226 208V207H225ZM235 208V207H234ZM69 209V208H68ZM79 209V208H78ZM86 209H88V208H86ZM99 209V210H100ZM213 209V208H212ZM211 209V210H212ZM9 210V209H8ZM15 210V209H14ZM23 210H25V209H22L21 211H23ZM28 210V209H27ZM47 210V209H46ZM46 210H44V211H46ZM85 210V209H84ZM91 210V209H90ZM191 210H193V209H191ZM190 210V211H191ZM221 210V209H220ZM219 210V211H220ZM228 210H229V208H228ZM234 210V209H233ZM48 211V210H47ZM68 211V210H67ZM86 211V210H85ZM92 211V210H91ZM89 212V210L88 211H86V213H83L84 215H86L87 216V212H89V217L88 218H92V216L94 215V213L96 212V211H94V212ZM213 211V214L214 213H217V212H214V209L212 210ZM222 211V210H221ZM220 211V212H221ZM223 211L224 212H222L221 214H220V217H222V218H226V215H225V209H223ZM236 212L238 211V210H235ZM235 211L233 212H231L230 211V213H235ZM13 212V211H12ZM31 212V211H30ZM66 212V211H65ZM68 212H70V210L68 211ZM68 212H67V214H68ZM71 212H73V211H71ZM70 212V213H71ZM220 212H218V213H220ZM46 213V212H45ZM48 213H50V212H48ZM57 213V212H56ZM55 213V214H56ZM51 215H52V213H50ZM64 214V213H63ZM74 214V213H73ZM82 214V213H81ZM209 214V213H208ZM227 214V213H226ZM50 215V216H51ZM211 215V214H210ZM215 215V214H214ZM219 215V214H218ZM231 214H229V216H230ZM53 216V215H52ZM76 216V215H75ZM77 216H79V215H77ZM86 216L84 217V218H86ZM209 216V215H208ZM216 216H217V214H216ZM32 217V216H31ZM68 217V216H67ZM215 217V216H214ZM213 217V219H215ZM79 218V217H78ZM77 218V219H78ZM84 218H82V219H84ZM88 218L86 219V220H84V223L86 224L87 223V227H88ZM81 219V218H80ZM209 219V218H208ZM15 220V219H14ZM69 220V219H68ZM232 221V218L230 219L229 218V221ZM234 221L233 222H231V224L230 225H232L233 226V230L234 231H242L243 230V225L239 222V220L238 221H235L236 219H233ZM71 222H72V220H70ZM77 221V220H76ZM89 221L91 222V219H89ZM213 221V220H212ZM221 221V220H220ZM73 222H74V220H73ZM79 221H77V223H78ZM44 223V222H43ZM43 223H42V225H43ZM46 223L48 224V225H45L42 229H43V231H44V233L46 234V235H48L47 237L48 238H52L53 237V235L51 234V232L50 231H53L54 232V230L56 229V228H58V227H56V224H57V221H55L54 220V222H52L51 223V221H50V219L49 220H46ZM67 223V222H66ZM191 223H194V222H191ZM217 223V222H216ZM219 223V222H218ZM211 224H213L214 226H215V223L214 222H211ZM220 224V223H219ZM39 225V224H38ZM42 225H41V227H42ZM63 225V224H62ZM61 225V226H62ZM66 225H68V224H65V226ZM77 225V224H76ZM78 225H80L81 227H83V223H82V225H81V223H78ZM218 225V224H217ZM222 225V224H221ZM29 226V225H28ZM27 226V227H28ZM64 226V225H63ZM62 226V227H63ZM30 227V226H29ZM32 227V226H31ZM68 227V226H67ZM70 227V226H69ZM79 227V226H78ZM85 227V226H84ZM217 227V226H216ZM80 228V227H79ZM228 228V227H227ZM230 228V227H229ZM245 228V227H244ZM64 229V228H63ZM62 229V230H63ZM215 229V228H214ZM224 229H226L225 227H222L221 228V230H224ZM230 229H232V228H230ZM50 230V231H49ZM67 230V229H66ZM70 230V229H69ZM78 230V229H77ZM83 230H84V228H83ZM229 230V229H228ZM232 230V231H233ZM81 231H82V229H81ZM216 231V230H215ZM233 231V233H231V236L232 235H235L233 238H232V240H235L236 238H237V242L236 243H238L239 241H240V239L238 238V236H239V232H234ZM245 231V230H244ZM243 231V232H244ZM3 232V231H2ZM21 232V231H20ZM63 232V231H62ZM77 232V231H76ZM75 232V233H76ZM222 232V231H221ZM41 233V232H40ZM81 233V232H80ZM218 233V235H220V232L218 231L217 232ZM43 234V233H42ZM41 234V235H42ZM62 234V233H61ZM216 236V237H214V235ZM255 234V233H254ZM46 235H44L43 234V236H46ZM73 235V234H72ZM76 235V234H75ZM224 235V234H223ZM228 235H230V234H228ZM59 236V235H58ZM64 237V236H63ZM78 237V236H77ZM224 237V236H223ZM223 237H221V238H223ZM226 237V236H225ZM230 237V236H229ZM43 238V237H42ZM45 238V237H44ZM47 238V239H48ZM62 238V237H61ZM74 238H76V236L75 237H72V239L70 240L71 242L70 243H68V245L67 246H72L73 247V249H75V247H74V241H73V239ZM60 239V238H59ZM1 240V239H0ZM42 241V240H41ZM44 241H45V239H44ZM50 241H53V240H50ZM208 241H210V245H208ZM226 241H228V240H226ZM229 242V241H228ZM35 243V242H34ZM40 243V242H39ZM46 243H47V241H46ZM50 243V242H49ZM215 243V244H214ZM148 244V243H147ZM28 245V244H27ZM48 245V244H47ZM59 242L58 243H56L55 242V240H54V242H53V245L49 248L50 249V253L49 252H46V254L43 256V258L44 259H48L49 258V256L51 255V252H53V251H55L56 249H58V247H59ZM149 245V244H148ZM65 247V249L62 251V252H60V253H62L61 255H59L58 256V263H56V264H68L70 261H71V254H72V252H70L71 251V249H69L68 247ZM8 247H10V246H8ZM22 247V246H21ZM40 247V246H39ZM82 247V246H81ZM118 247V246H117ZM116 247V248H117ZM123 247H125V245L123 244ZM130 247V246H129ZM128 247V248H129ZM145 248H146V246H144ZM20 248V247H19ZM23 248V247H22ZM31 248V247H30ZM106 248V247H105ZM219 247H217V249H218ZM10 249H11V247H10ZM10 249H9V251H10ZM69 249V250H68ZM140 249V248H139ZM142 250H144V248H142ZM219 250V249H218ZM69 251V252H68ZM98 251V250H97ZM106 251V250H105ZM116 251V250H115ZM243 251V250H242ZM11 252H12V250H11ZM45 252V251H44ZM101 252H104L103 250H101ZM119 252V254H120V251H118ZM142 252V251H141ZM144 252V251H143ZM5 253V252H4ZM56 253V252H55ZM98 253H100V252H98ZM133 253V252H132ZM3 254V253H2ZM54 254V253H53ZM64 254H65V257H64ZM122 254V253H121ZM4 255V254H3ZM8 255V254H7ZM11 256V255H10ZM42 256V255H41ZM78 256V255H77ZM97 256V255H96ZM133 256V255H132ZM151 256V255H150ZM262 256H263V254H262ZM152 257V256H151ZM185 257H183L182 259H184ZM41 258V257H40ZM103 258H106V255H104L102 258L99 256V258H97L98 260H101V259H103ZM144 258V257H143ZM202 258V257H201ZM259 258V257H258ZM12 259V258H11ZM121 259V258H120ZM140 259H142V258H140ZM139 259V260H140ZM181 259V260H182ZM264 259V258H263ZM12 260H14V259H12ZM73 260V259H72ZM104 260V259H103ZM102 260V261H103ZM117 260V259H116ZM152 260V259H151ZM206 260V259H205ZM205 260L202 258V260H196V262L194 263V264H197V261H199V264H202L201 262H205ZM208 260V259H207ZM259 260V259H258ZM51 261V260H50ZM76 261V260H75ZM132 261H134L133 259H132ZM132 261H130V263L132 264ZM146 261V260H145ZM183 261V260H182ZM261 261V260H260ZM1 262V261H0ZM31 262V261H30ZM73 262V261H72ZM125 262H126V260H125ZM141 262H142V260H141ZM144 262V261H143ZM7 263V262H6ZM11 263V262H10ZM9 263V264H10ZM145 263V262H144ZM180 263V262H179ZM206 263V262H205ZM208 264H209V262H207ZM206 263V264H207ZM8 264V263H7ZM12 264V263H11ZM16 264V263H15ZM23 264V263H22ZM32 264V263H31ZM88 264V263H87ZM89 264H95L94 262H91V263H89ZM97 264H103V263H101V262H98ZM104 264H105V261H104ZM119 264V263H118ZM126 264V263H125ZM151 264V263H150ZM168 264V263H167ZM258 264V263H257ZM263 264V263H262Z\"/></svg>",
	"mask_w": 264,
	"mask_h": 264
},
{
	"label": "crops",
	"instance_id": "obj_3",
	"mask_svg": "<svg viewBox=\"0 0 264 264\" xmlns=\"http://www.w3.org/2000/svg\"><path fill=\"white\" fill-rule=\"evenodd\" d=\"M115 9L118 10L117 8ZM115 12L118 11H113V13ZM113 25L115 27V25L119 24H115L114 22ZM114 30L116 32L114 34L110 33L111 37L101 39L98 43H106V40L110 42L111 38L113 39L121 35L118 34L121 28L118 30ZM109 55L110 54L104 57H99L97 61V68L99 67V64L102 63V61L105 59V57H108ZM123 58L117 61L119 63L122 62V65L119 64V68L115 69L114 72L113 70H110V68L112 67L109 68L108 66V68L105 69L106 65H108L111 61L113 62V56L110 57L109 60L105 61L107 63L109 62L108 64H101L103 65V67L99 68V71L102 70L103 75H101L100 72L95 73V79L91 80V86L88 87L89 91L85 92L83 102H76V105L72 109L71 114L74 119L77 120L76 117L79 118L77 121L79 122L81 127L80 134L83 137H86L85 141L87 140L86 142L89 144V146L93 147L97 140L102 141V137H104V139L106 138L108 143H111V141H117L119 143V152L114 151V153L110 154L111 158L124 157V141H122V134L129 135V137H126L124 139L128 140L131 143V147L136 144L137 149L138 140L145 141V139H143L142 137L140 138V136L145 128H147L146 126L153 127L152 129H150L152 134V132L154 133V131L157 132V127H161V125L164 123H169V119L172 120L174 116V112L171 111V109H167L165 105L164 107H162V103H158L155 101V91H151L149 89V86L151 85V77L148 78L149 76H147L149 74L148 65L142 68L141 74L138 75V72L131 68L130 73H132V75H128L124 72V69H122L123 65L126 64L128 66V62H132L130 66H133V61L137 59V57L134 54L126 53ZM93 68L91 69L90 76H92V74L94 73ZM114 78H116L115 84L112 83ZM118 80H120L121 82ZM147 81V84L139 85ZM152 82H154V79ZM112 87H116L115 90L112 89ZM104 98H106V100H104ZM176 108L183 110L184 108H186V104L182 105V109L180 108V105L176 106ZM84 119L87 120H85L84 122ZM125 126H128L129 128L122 130ZM126 152L128 156H131L130 150ZM101 163L102 161L99 162V164ZM100 167L101 165L98 168L100 169ZM99 169H97V171H100Z\"/></svg>",
	"mask_w": 264,
	"mask_h": 264
},
{
	"label": "snow or ice",
	"instance_id": "obj_4",
	"mask_svg": "<svg viewBox=\"0 0 264 264\" xmlns=\"http://www.w3.org/2000/svg\"><path fill=\"white\" fill-rule=\"evenodd\" d=\"M258 15H259V19H260L261 21H264V12H261V13H259ZM251 23H252V24H256V23H257V20H256V19H253V20L251 21ZM243 31H244V32H247L248 29L245 28ZM240 38H241V37H240L239 34L235 37L236 41H239ZM100 67L102 68L103 65H101ZM99 70H100V69L98 68V69H97V72H98ZM229 71H230V69H229ZM92 79H95V73L93 74ZM90 83H91V80H90L88 83H86V84L84 85V88H83V89L81 90V92L79 93V100H80L81 103L83 102L84 94H85V92L87 91L88 86H89Z\"/></svg>",
	"mask_w": 264,
	"mask_h": 264
},
{
	"label": "water",
	"instance_id": "obj_5",
	"mask_svg": "<svg viewBox=\"0 0 264 264\" xmlns=\"http://www.w3.org/2000/svg\"><path fill=\"white\" fill-rule=\"evenodd\" d=\"M37 264H43V262H39V263H37Z\"/></svg>",
	"mask_w": 264,
	"mask_h": 264
}]
</instances>
